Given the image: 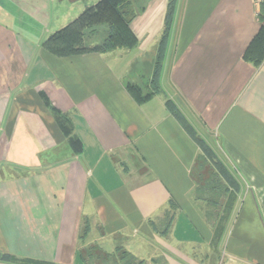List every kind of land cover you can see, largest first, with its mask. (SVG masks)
<instances>
[{
  "label": "crops",
  "instance_id": "obj_1",
  "mask_svg": "<svg viewBox=\"0 0 264 264\" xmlns=\"http://www.w3.org/2000/svg\"><path fill=\"white\" fill-rule=\"evenodd\" d=\"M99 1L0 0V264H264V0H133L135 47H43Z\"/></svg>",
  "mask_w": 264,
  "mask_h": 264
},
{
  "label": "trees",
  "instance_id": "obj_2",
  "mask_svg": "<svg viewBox=\"0 0 264 264\" xmlns=\"http://www.w3.org/2000/svg\"><path fill=\"white\" fill-rule=\"evenodd\" d=\"M133 0H100L88 7L77 19L67 27L51 35L43 47L58 56H72L88 52H111L118 48H133L137 45V38L130 23L135 14L131 9ZM171 8L166 18V27L171 26ZM260 18L264 23V4L261 6ZM96 25L108 28V35L101 44L89 47L85 44V30ZM264 42V36H258L254 45L250 47L246 58L259 64L264 59V49L253 56L257 42ZM135 94L136 88H130Z\"/></svg>",
  "mask_w": 264,
  "mask_h": 264
},
{
  "label": "rangeland",
  "instance_id": "obj_3",
  "mask_svg": "<svg viewBox=\"0 0 264 264\" xmlns=\"http://www.w3.org/2000/svg\"><path fill=\"white\" fill-rule=\"evenodd\" d=\"M141 4H144V3H141ZM85 32H86L85 38H84L85 44H87V46L89 47H92L95 44H99L103 42V40H105V38L108 35V28L104 25H96L92 28L86 29ZM117 260L115 259L114 256H108L107 258H102V255H101V257H98L96 259L91 258L90 262L91 264H137V262L134 261L126 253L119 254Z\"/></svg>",
  "mask_w": 264,
  "mask_h": 264
}]
</instances>
